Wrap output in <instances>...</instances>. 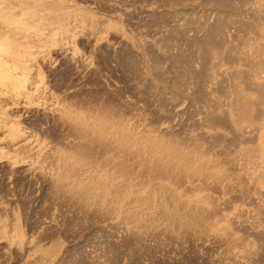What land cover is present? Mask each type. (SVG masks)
Masks as SVG:
<instances>
[{
  "label": "rangeland",
  "instance_id": "obj_1",
  "mask_svg": "<svg viewBox=\"0 0 264 264\" xmlns=\"http://www.w3.org/2000/svg\"><path fill=\"white\" fill-rule=\"evenodd\" d=\"M60 2L64 35L36 58L39 92L6 116L136 197L77 198L50 156L40 169L0 159V264H264V0ZM54 105L108 111L195 160L84 139Z\"/></svg>",
  "mask_w": 264,
  "mask_h": 264
},
{
  "label": "bare ground",
  "instance_id": "obj_2",
  "mask_svg": "<svg viewBox=\"0 0 264 264\" xmlns=\"http://www.w3.org/2000/svg\"><path fill=\"white\" fill-rule=\"evenodd\" d=\"M60 1L61 0H0V145L5 144L9 148V152H5L3 148L0 147V159H7L16 165L25 162L29 163L31 167L40 169L42 162L50 156L51 160L52 158L56 160V167L54 165L56 169H54L53 172L48 169L49 175H54L55 182L58 186L61 185L63 188L65 186L66 188L67 186H71V191L69 192L72 193L71 195L75 194L74 196H77V198L78 196H86L88 197L87 199L91 197L93 199L96 192L102 191L105 197H113L116 193H112L113 188L117 186L120 187L117 185L118 181H116L115 178H111L112 176L110 177V173L106 172L104 168L97 167V165L94 167V165L92 163L89 164L88 161L86 163L83 160L84 158H82L87 156L86 154L85 156H81L82 153L80 151H73L76 154L72 152H70V154L67 153L69 151L54 152L52 150L53 152H50L46 150L44 146L42 147L39 143L37 144L32 138L30 139L26 136L14 122L10 123L6 116L7 107L10 104H18L20 98L29 101L39 92V69L37 68L36 58L38 55L41 56L40 54L44 53L49 45L55 43L56 38L60 39L64 35V31L59 32L58 29L55 30L56 21L61 22L59 20L64 16V14L62 15L60 13L65 5L62 7L63 2L61 3ZM65 10L66 7L63 11ZM67 16L65 17L67 18ZM65 22L66 19L64 23ZM53 110L64 118L66 122L68 121V123L74 126L77 135H80H78L79 137L84 139L86 137H91L95 143L112 144L115 147L121 145L123 148H127V150L124 149L127 152L130 151L143 156L147 155L148 158L150 156L154 159L181 163L185 165V167H190L193 160H195L191 159V157H189L190 155L184 153L179 147L164 144L153 137L151 138L150 136L141 134L138 132V129L136 130L130 126L131 123H129L130 125L124 123L126 120L123 122L121 118L120 120L117 119V117L115 118L112 113L108 111L99 115L98 113L97 115H88L89 111L83 113L82 111H76L77 109L72 110V108L56 107V105L53 106ZM244 110L248 112L250 110L249 106H246ZM87 139L85 141H87ZM20 150H22V153L23 150L25 151V157H23L24 155L21 156ZM78 152H80L81 155L78 154ZM88 158L86 157V160ZM105 162L107 164L109 159ZM106 164H104V166ZM29 165L28 167H30ZM44 170L46 171L45 168ZM54 177L52 176L53 179ZM96 177L98 179L94 180ZM120 184L123 183L120 181ZM130 186L131 183L127 188L125 185L127 190L121 186L126 191L124 190L123 195H120L122 194L120 190V194L118 193L120 196L118 195V198L115 197L114 201L116 202L115 204H119L117 205L118 208L122 206L124 199L128 200L129 198L132 199L136 197L133 196L135 192L133 193L131 189L132 186ZM121 196L123 197L122 199ZM139 199L140 198H138V201ZM130 202H132V200ZM135 205L138 206L137 203ZM135 210L137 211V208ZM2 229V226H0V231H2Z\"/></svg>",
  "mask_w": 264,
  "mask_h": 264
}]
</instances>
